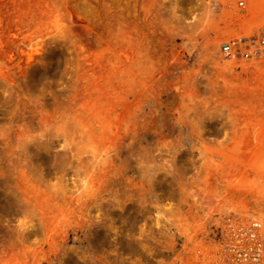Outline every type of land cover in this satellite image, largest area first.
Here are the masks:
<instances>
[{"label": "rangeland", "instance_id": "rangeland-1", "mask_svg": "<svg viewBox=\"0 0 264 264\" xmlns=\"http://www.w3.org/2000/svg\"><path fill=\"white\" fill-rule=\"evenodd\" d=\"M238 1L0 0V264H194L264 217V55L221 47L264 0Z\"/></svg>", "mask_w": 264, "mask_h": 264}, {"label": "built area", "instance_id": "built-area-1", "mask_svg": "<svg viewBox=\"0 0 264 264\" xmlns=\"http://www.w3.org/2000/svg\"><path fill=\"white\" fill-rule=\"evenodd\" d=\"M236 7L244 10L248 4L239 0ZM221 47L224 54L233 58L262 57L264 28L257 35L225 41ZM206 240L209 244L197 250L194 264H264V217L247 218L231 212L220 220L213 236Z\"/></svg>", "mask_w": 264, "mask_h": 264}]
</instances>
